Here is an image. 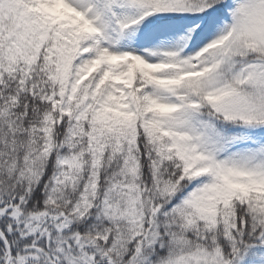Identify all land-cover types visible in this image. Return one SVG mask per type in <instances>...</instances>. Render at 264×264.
Segmentation results:
<instances>
[{
  "label": "snow or ice",
  "instance_id": "6c2138e0",
  "mask_svg": "<svg viewBox=\"0 0 264 264\" xmlns=\"http://www.w3.org/2000/svg\"><path fill=\"white\" fill-rule=\"evenodd\" d=\"M0 264H264V0H0Z\"/></svg>",
  "mask_w": 264,
  "mask_h": 264
}]
</instances>
